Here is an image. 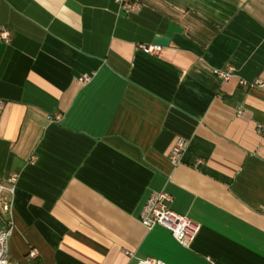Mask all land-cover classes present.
Listing matches in <instances>:
<instances>
[{
	"label": "crops",
	"instance_id": "0c3cea01",
	"mask_svg": "<svg viewBox=\"0 0 264 264\" xmlns=\"http://www.w3.org/2000/svg\"><path fill=\"white\" fill-rule=\"evenodd\" d=\"M137 2L0 0L10 264H264V0ZM160 190L200 225L188 248L139 221Z\"/></svg>",
	"mask_w": 264,
	"mask_h": 264
},
{
	"label": "built area",
	"instance_id": "2783aa9c",
	"mask_svg": "<svg viewBox=\"0 0 264 264\" xmlns=\"http://www.w3.org/2000/svg\"><path fill=\"white\" fill-rule=\"evenodd\" d=\"M120 9L125 13L130 14L138 10L139 3L137 0H115ZM10 31L6 28L0 27V39L4 42H9L10 40ZM142 48L147 53L155 54L160 46L156 44L143 45ZM232 72V68L227 66L224 69L216 70L215 74L221 80H227ZM93 73L82 74L77 77V82L81 85L87 84L91 81ZM243 83V82H242ZM256 85L261 87V81H257ZM1 104V102H0ZM51 121H59L60 115L56 114L50 117ZM184 147V140L182 138H177L171 148L169 158L173 164L179 162L181 152ZM18 179V173H10L6 180L0 179V195L4 190L9 191L11 194L15 189V184ZM168 195L165 191H153L147 198L145 204L143 205L139 213L140 223L150 229L156 225L162 226L167 229L174 240L179 243L181 246L188 248L194 238L196 237L200 225L193 222L186 215L178 214L173 211L168 205ZM5 211H9V206L5 204L3 206ZM261 211L264 212V207L261 208ZM12 221L9 220L7 226L4 229H0V264H10L7 250V241L12 232ZM125 254L128 257H132L133 254L130 251H125ZM38 254L35 249H30L26 254V258L29 260H35ZM136 264H165V262L152 257L139 258L136 260Z\"/></svg>",
	"mask_w": 264,
	"mask_h": 264
},
{
	"label": "water",
	"instance_id": "95a60500",
	"mask_svg": "<svg viewBox=\"0 0 264 264\" xmlns=\"http://www.w3.org/2000/svg\"><path fill=\"white\" fill-rule=\"evenodd\" d=\"M168 43V38L166 37H157L153 40V44L165 46Z\"/></svg>",
	"mask_w": 264,
	"mask_h": 264
}]
</instances>
